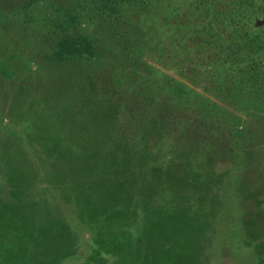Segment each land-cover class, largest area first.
<instances>
[{
  "label": "trees",
  "instance_id": "obj_1",
  "mask_svg": "<svg viewBox=\"0 0 264 264\" xmlns=\"http://www.w3.org/2000/svg\"><path fill=\"white\" fill-rule=\"evenodd\" d=\"M46 1L0 0V75L12 88L10 97L0 93V264H211L210 246L226 243L229 249L230 244L227 204L235 194L223 189L231 183L223 174L239 177L237 189L245 190L243 166L252 168L264 158V145L253 135L264 128V60L259 59L264 24L253 26L255 15L246 11L254 8L259 18L263 0L258 8L253 0L191 4L212 16L215 33L224 37L218 45L224 63L207 56L195 60L209 43L201 46L193 39L186 46L182 41L190 17L177 0H95L100 9L86 15L80 11L83 0ZM53 8L63 19L60 31L40 32L55 40L48 53L39 47L42 36L22 29L37 23L36 12ZM19 14L27 24L6 18ZM83 21H95L99 29H87ZM241 48L245 55L238 53ZM107 49L111 61L104 62L119 71L105 81L99 102L98 94L88 93L98 87L93 76L72 72L67 60ZM156 55L162 59L150 64L147 74L163 86L152 97L169 92L165 96L199 104L196 87L212 94L213 86L216 98L235 110L222 105L200 125L193 115L171 124L162 107L156 110L138 97L131 104L116 86L106 88L144 77V58ZM31 62L38 65L32 68ZM202 98L211 105L210 98ZM247 102L257 108L248 131L247 124L240 128ZM188 104L192 112L194 105ZM205 187L217 190L210 193ZM250 198L262 208L258 217H248L254 228L247 225L249 246L258 258L264 256V247L258 248L264 232L256 231L264 228V193ZM83 235L90 236L84 244L90 253L75 261Z\"/></svg>",
  "mask_w": 264,
  "mask_h": 264
},
{
  "label": "rangeland",
  "instance_id": "obj_2",
  "mask_svg": "<svg viewBox=\"0 0 264 264\" xmlns=\"http://www.w3.org/2000/svg\"><path fill=\"white\" fill-rule=\"evenodd\" d=\"M21 2V0H19ZM69 1H74V0H69ZM92 1L95 0H83V3L80 7V11H83L85 13V15L87 14V11L89 13H94L97 10L96 9H100L99 7H97V4H92ZM168 3H171L173 0H166ZM197 0H177V3H180V5L183 7V10H181V12L185 13L186 16H189L190 19H188V22L185 21V27H188L189 29V34L187 32V36H184L187 40L182 39V41L187 45H190V43L193 41V39H195L196 44H200L201 46L203 44H205L206 42H208V47L205 46L206 48V52L204 51V48L201 47V56H198L199 53H196L195 55V60L196 61H205V57L207 56L208 59L210 61H221L222 63H224V58L219 59V44L223 42V40L220 38H224L222 36V34H217L215 33V30L211 24V21L209 22V18L212 16L208 15L207 12L205 11H197L196 9L191 7V4ZM232 0H229V2H231ZM254 1V7H259V4L261 2V0H253ZM257 1V2H256ZM41 2V1H39ZM45 2L48 3V1L45 0ZM98 3H100V0L96 1ZM264 3V0L263 2ZM100 5V4H99ZM93 9V10H92ZM165 12H167L168 10L166 9V7L164 8ZM246 11L250 14V15H255L254 17V24L253 26H257V25H262L264 24V13L259 15H256V12L254 10V8H247ZM16 15V14H15ZM15 15H9L6 18L9 19L11 18V20H16L17 22H22L24 20V17L22 16V14H19L17 17H15ZM63 15H61V13L57 12L54 8L45 11L44 13H42L41 11L36 12V24L34 26H30V25H24V29H22V33H28L29 36L35 37V36H42V45H39L40 49L42 50H46L48 53H51L50 51L54 49V44H55V40L53 38L52 35H42L40 34V32H52L57 30L60 31V21L63 19L62 17ZM185 16H183L184 18ZM214 20V19H213ZM212 20V21H213ZM16 21H13L14 23ZM215 21V20H214ZM216 23V21H215ZM23 24H27V23H23ZM208 24H210V26H208ZM83 25L84 27H86L87 29H92L94 30H98L99 29V24L95 21H83ZM173 26V25H172ZM253 26H251V28H253ZM210 27V29H212V31H210L209 33L206 32V30H208ZM223 27V26H221ZM220 27V25H218L216 23V28L220 29L223 33V29ZM255 28V27H254ZM162 30L166 31L169 29V25H167V22H164L162 27ZM19 34V33H17ZM226 36L229 35V32H225L224 33ZM21 36V34H20ZM195 36V37H194ZM21 43V42H20ZM204 46V45H203ZM109 50L107 49L105 54H97L94 57L91 58H79V57H71L70 59H68V67L69 69L74 72V71H79L80 72H85V75H89V76H93V80L96 83V85L98 86L95 89H92L91 91H89L88 93H95L98 94V101L100 102V96L103 98V96H105V90L103 88L105 81H110L111 78H115V71H119L118 69H114L113 67H108V63L104 62V61H111L107 56H109ZM225 48L222 49L221 53L222 55L224 54ZM239 54H246L247 50L246 49H240L238 51ZM211 56H215L216 58H209ZM133 57H135V55H133ZM155 57V58H154ZM154 57H145L144 61L148 62V65H144V77H135L133 78L129 83H127L126 85H122L120 87H118V82L115 83H109V85H106V88H110L113 87V89L116 86V89L118 90V94L125 99L127 102L131 103L136 100L135 97L141 98L142 100H144L148 105H152L154 109H159L162 107L163 112L167 114L168 118H170L171 124L173 122V119H176L177 117H181L182 116H188V115H193L194 118H196V120L198 121V124L200 125L204 120H207V117L209 115L210 112H212L211 114H215L220 109H224L222 105H225L227 107V111H233L235 110V107H231L230 103L222 100L223 102H220L218 100L217 95L218 94V89L211 86V88H209L212 94H209L208 92H206L204 90V88H200V87H196V91H198L201 95V97H207L211 99V105H208V101H204L203 98L201 100V97H198V95H195L194 97L196 99H198V101L200 102L193 104L192 101H188L186 99V101L188 103H191L194 105V108L192 110V112L189 111L190 109V104L188 103H183L181 101L182 98H172L171 96H165L166 94H168L169 92H164L163 94H160V96L157 97H152L151 93L153 91L159 90L162 88V83L160 81H158L156 79V81L154 80V78L152 76H150L149 74H147L149 65L151 64H155L157 63L156 61H159L158 59H162L160 58L159 55H156ZM75 58V59H74ZM260 61L264 60V56L259 58ZM114 61V60H113ZM116 61V60H115ZM117 61H123L122 59L117 60ZM207 61V60H206ZM239 61V60H238ZM155 62V63H154ZM203 64V63H202ZM38 64L37 63H30V67L35 68ZM159 68L161 67L160 65L156 64ZM214 66H216V63L214 64ZM203 67V66H202ZM216 68V67H215ZM215 73L217 72V69H215ZM213 70V69H212ZM100 71H102V73H100ZM5 75L6 72H3ZM75 73V72H74ZM104 73V74H103ZM151 73V71H150ZM236 74V73H235ZM127 73L124 71L123 72V76L124 78L127 77ZM240 75V74H239ZM238 75V76H239ZM229 79L231 81H234L236 83L241 82L240 77H236V76H231L228 75ZM2 78H6L2 75H0V93H3L5 96L10 97L11 96V86L9 85V80L7 83H5V80H3ZM9 78L11 79V77L9 76ZM7 79V78H6ZM238 79V82H237ZM91 81V79H90ZM153 85V86H151ZM142 86V87H141ZM118 87V88H117ZM153 88V89H152ZM84 92L87 91L86 88H84ZM111 89V90H113ZM97 91V92H96ZM101 93V95H100ZM171 94V93H170ZM221 95V94H220ZM160 100V102L158 101ZM177 101H180V104H177ZM233 103V102H232ZM135 104V103H134ZM250 107V108H246V107ZM252 106V107H251ZM244 111L240 112V114L242 115V125L240 128H245L246 126V131L252 129L251 126V115L252 113L257 110V108L254 105H250L249 102H247L246 106L244 107ZM8 108L5 109V111H7ZM225 110V111H226ZM150 117H152L150 115ZM246 122V123H245ZM247 124V125H245ZM245 125V126H244ZM9 129L12 128L11 125H7ZM255 129V128H254ZM264 130L261 129L260 132H255L256 134H253L257 137V139H261L259 142L261 145H264ZM11 134L13 137L17 138V134L14 130H10ZM258 165L253 166L252 168H250L249 166H247L246 164L243 166L242 169V174L241 176L244 177V182L242 183V186L244 189H237L239 187L238 184V180L239 177H237L236 175H231V173L228 174H223V180L225 181H229L228 178H231V183L225 185L226 187H223V189H225V191L227 193H230V196L232 195L231 193L235 194V198L233 200V202H229L227 204V207H231L230 208V223H229V239H230V244H229V249L225 244H222L221 246L218 247V244L211 245L210 246V257H209V263L211 261V264H217V259L220 258L221 259V264H264V256H260L258 258H256V256H254L252 254V252L255 250L254 248H252L251 246H249V240H250V235H249V231L251 229H253L254 227L252 226V224H250L248 217H252V219L258 217L257 214H261L262 212V208H260L261 204L255 203V200L251 199L250 196L256 192V193H260V191H262L264 193V158H260L259 157V161H258ZM248 164H250V162L248 161ZM229 166V165H226ZM225 166V167H226ZM241 188V187H240ZM205 189L207 190V192L212 193L213 190H217V189H213L210 187H205ZM243 196H244V200H243ZM157 198V196H155V199ZM238 199V202H236V200ZM256 199V198H255ZM258 200V199H257ZM260 201V200H258ZM238 204V205H237ZM260 205V206H259ZM149 206V204L147 205ZM146 206V207H147ZM238 207L241 208L240 214L241 215H237V211H238ZM154 207H152V210ZM245 208V213L246 216L244 215L245 213H243V210ZM246 217V218H245ZM240 219V220H238ZM248 223L250 224V228L248 231L247 225ZM264 228L258 229L256 230L257 233H262L264 231H262ZM254 231V230H253ZM240 232L241 233V237L240 238H236V233ZM88 233V232H87ZM89 235V233H88ZM261 238L264 239V234H261ZM83 243H79L77 244L78 247V252L73 256V260L75 261H84L86 259V254L90 253V251H88V247L86 245H84L85 243L89 242L90 236L87 235H83V237L81 238ZM254 244L258 242L257 239L253 240ZM217 243H219V241H217ZM85 247V248H84ZM264 247V240L260 241L258 243V248H262ZM233 256H239V259L237 261L233 260ZM219 264V263H218Z\"/></svg>",
  "mask_w": 264,
  "mask_h": 264
}]
</instances>
